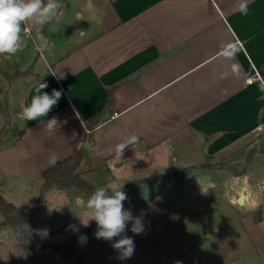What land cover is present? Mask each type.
<instances>
[{"label":"crops","instance_id":"1","mask_svg":"<svg viewBox=\"0 0 264 264\" xmlns=\"http://www.w3.org/2000/svg\"><path fill=\"white\" fill-rule=\"evenodd\" d=\"M238 2L63 0L60 22L41 29L43 47L26 24L24 39L33 35L37 54H1L16 63L24 56L32 71L9 80L6 74L29 68L0 67L9 81L0 99L15 109L0 144V193L24 210L9 190L41 188L43 172L79 149L77 172L96 186L113 174L115 162L159 178L177 174L173 162L183 171L228 170L244 179L237 189V201L243 197L249 207L242 225L264 264V181L258 178L264 173V0H247V14L235 10ZM229 49H237L234 56L226 55ZM38 82L48 84L49 95L62 90V97L47 116L22 120ZM53 117L58 125L48 130ZM5 125L0 110V130ZM133 134L138 141L117 152Z\"/></svg>","mask_w":264,"mask_h":264},{"label":"rangeland","instance_id":"2","mask_svg":"<svg viewBox=\"0 0 264 264\" xmlns=\"http://www.w3.org/2000/svg\"><path fill=\"white\" fill-rule=\"evenodd\" d=\"M32 37L25 39V49L36 55ZM5 66L14 70L31 65L24 67V56L16 63L14 57L0 54V67ZM0 87H9V81L2 74ZM14 111L8 109L11 115ZM1 121L4 125L3 118ZM5 126L9 132L13 128L11 123ZM116 163L112 164L113 176L104 179V186L115 188L122 185L129 198L124 201V208L129 209L133 217L141 218L143 226L142 233L137 235L130 230L132 225L129 223L128 230L122 234L134 241L131 257L120 259L112 247L114 241L97 239L94 220L85 225L89 214L87 197L76 189L54 186L45 192L39 217L51 243L77 245L82 256L81 264H258L255 250L242 225V217L248 212V201L245 204L237 201L239 181L243 178L236 179L232 172L217 168L206 171L192 167L183 171L180 162H173L172 166L178 175H182L181 178L177 174L170 178L151 176L150 181L125 189V183L147 177L150 171L140 172V166L128 169L127 164L117 167ZM258 178L264 181V173L261 172ZM20 186L19 192L10 189L9 194L24 202V211L32 212L40 188L33 184ZM0 196L6 199L1 193ZM1 220L3 215L0 213ZM184 232L198 234L199 237L186 240ZM30 253L33 261L29 260ZM41 262L78 264L76 257H66L40 244L19 240L10 228L0 231V264Z\"/></svg>","mask_w":264,"mask_h":264},{"label":"clouds","instance_id":"3","mask_svg":"<svg viewBox=\"0 0 264 264\" xmlns=\"http://www.w3.org/2000/svg\"><path fill=\"white\" fill-rule=\"evenodd\" d=\"M63 0H0V54L15 55L27 47L23 32L25 25L31 23L34 33L39 40V46L43 47L45 37L41 34V27L55 19L60 22ZM242 14H247V0H239L235 8ZM237 49H235L236 51ZM235 51L229 49L228 56H234ZM48 87L46 82H38L34 88L35 94L30 103L22 108L19 116L22 120L34 121L45 117L57 105L62 97V90L53 89L51 94L43 91ZM58 125L56 117L46 122L48 130ZM138 141L136 135H131L123 143L116 146V151L123 150ZM56 163V157L50 160ZM122 185L115 188L98 187L87 198L86 207L89 210L87 222L94 220L97 224L95 237L105 241H114L112 247L119 253L120 259L130 258L134 252V241L127 235H122L128 230L131 223V231L141 234L143 231L142 220L133 217L129 209L124 208V201L128 200L126 192L122 191ZM119 239L114 240V238Z\"/></svg>","mask_w":264,"mask_h":264},{"label":"trees","instance_id":"4","mask_svg":"<svg viewBox=\"0 0 264 264\" xmlns=\"http://www.w3.org/2000/svg\"><path fill=\"white\" fill-rule=\"evenodd\" d=\"M32 71V67L25 72H15L12 75L6 74V77L11 80L20 75L28 74ZM111 95L109 94L107 103H110ZM0 110L3 111L6 124H10L8 109L5 99H0ZM97 115H94L87 119L86 127L88 133L91 132L93 126L95 125ZM9 132V128L4 126L0 130V144L3 142L4 138ZM22 131H20L21 135ZM252 152L248 155V164L250 162ZM83 158L82 149L77 150L73 155L65 158L61 162L55 164L54 166L46 169L43 172V184L40 188V194L36 202L35 208L32 212H26L19 206L6 200L4 197L0 196V213L3 215V220L0 222V229L3 227L10 228L15 236L19 240L29 241L31 243L40 244L46 248H51L58 254L64 255L66 257H76L78 264H81L82 256L79 253V247L74 243L69 244H59L51 243L47 238V233L39 217V210L44 201V195L48 188L56 186L60 189L72 190L76 189L88 196L98 187H108V186H96L84 178L80 173L77 172V168ZM246 165L243 169L245 171ZM152 177L142 178L133 180L124 185V188H128L131 185L143 183L150 181ZM181 178V175H180ZM109 188V187H108ZM123 191V189H121Z\"/></svg>","mask_w":264,"mask_h":264},{"label":"water","instance_id":"5","mask_svg":"<svg viewBox=\"0 0 264 264\" xmlns=\"http://www.w3.org/2000/svg\"><path fill=\"white\" fill-rule=\"evenodd\" d=\"M196 139H197V140H203V138L200 137V136H197ZM238 203H239V204H243V203H244V198H243V197H240V198L238 199ZM198 237H199L198 234H192V233H189V232H184V234H183V238L186 239V240L196 239V238H198ZM155 242H156V241H154V243H155Z\"/></svg>","mask_w":264,"mask_h":264},{"label":"built area","instance_id":"6","mask_svg":"<svg viewBox=\"0 0 264 264\" xmlns=\"http://www.w3.org/2000/svg\"><path fill=\"white\" fill-rule=\"evenodd\" d=\"M24 32H25L27 35H29V33H30V31H29V29H28L27 27H25ZM257 76H258V75L250 77V78L248 79V82L251 83L252 81H254V80L257 78ZM114 116H115V115H112V117H114ZM87 131H88V130H87Z\"/></svg>","mask_w":264,"mask_h":264}]
</instances>
